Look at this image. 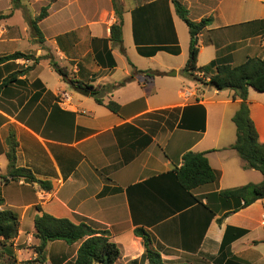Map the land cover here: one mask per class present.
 I'll return each instance as SVG.
<instances>
[{
  "label": "crops",
  "instance_id": "1",
  "mask_svg": "<svg viewBox=\"0 0 264 264\" xmlns=\"http://www.w3.org/2000/svg\"><path fill=\"white\" fill-rule=\"evenodd\" d=\"M12 1L14 9L21 8L20 0L19 5ZM177 1L191 20L213 19L199 35V67L218 56L233 65L264 58V0ZM121 4L123 46L111 41V26L117 20L112 0H63L62 10L54 11L65 10L63 30L55 33L45 26L53 15L51 2L44 6L47 17L38 22L43 43L48 40L45 29L56 35L54 53L62 55V67L84 88L118 85L136 72L130 82L103 96L105 103L119 104V113L98 104L91 90L87 96L68 82L55 84L42 78L44 61L54 69L47 59L36 63L48 55H42L34 42L39 36L30 25L41 12L29 20L24 32L0 34L8 39L5 44L18 48L9 54L32 49L33 55L31 60L0 63V210L21 216L11 264L37 257L34 220L44 213L110 232L122 252L117 264H149L136 229L150 234L164 264H264V199L218 222L224 213L217 198L221 191L264 179L231 148L237 139L233 117L240 100L231 90L203 85L184 73L191 37L174 0H121ZM31 34L29 47L23 37ZM164 46L170 50H157ZM162 54L166 65L155 63ZM149 70L160 75L138 73ZM173 71L176 76H171ZM12 76L15 81L3 85ZM64 92L70 95L68 101L62 100ZM249 102L259 141L264 143V93L250 88ZM200 105L206 111L205 124L198 117ZM11 130L19 143L17 165L49 182L51 191L25 179H11L7 158ZM188 151L208 152L218 175L215 183L191 192L181 188L174 170ZM229 227L247 234L224 249ZM79 247L80 243H48L46 264H74ZM6 252L0 244V264H8Z\"/></svg>",
  "mask_w": 264,
  "mask_h": 264
},
{
  "label": "trees",
  "instance_id": "2",
  "mask_svg": "<svg viewBox=\"0 0 264 264\" xmlns=\"http://www.w3.org/2000/svg\"><path fill=\"white\" fill-rule=\"evenodd\" d=\"M116 11V22L111 26V41L115 45L123 46V12L117 2L112 0ZM19 0L15 4L19 5ZM177 15L183 20L190 33L189 59L184 68V73L191 79L203 82L206 85L218 90H231L234 92V99L240 100V107L233 117V122L237 128V139L231 146L232 149L247 162V168L256 169L264 177V143L259 141V134L254 121L251 118L249 90L253 88L264 93V58L251 57L240 65H233L231 61L222 60L219 56L209 64L199 67V35L212 24V18H205L199 22L190 19L189 11L179 1L174 0ZM48 15V7H43L41 14L30 21L32 30L39 36L40 43L44 42L43 34L39 28L38 22L45 19ZM159 49L170 50L167 47ZM178 52L177 47L172 49ZM112 62L111 51L109 53ZM33 55L17 51L13 54L0 57V63H7L18 59L31 60ZM42 59L50 62L54 71L63 79V81L72 84L75 87H83V84L75 78H70V72L66 67H62L55 61L53 56H44L36 59L38 63ZM114 63V62H113ZM112 63V65H113ZM134 67V65H133ZM135 68V67H134ZM204 73L210 77L208 82L197 76V73ZM138 73L147 74L151 78L159 76L157 71H138ZM136 72L118 85H104L99 88L85 86L92 91V96L100 105H105L110 111L119 113L120 106L114 101L105 103L103 96L105 93L112 92L119 86L125 85L134 79ZM16 76L6 78V82H14ZM203 124L206 120L205 108L198 106ZM10 177L18 181L25 179L29 183H38L39 187L46 191L52 190V185L47 181H39L30 169L19 167L17 165V150L19 143L15 131L11 130L7 139ZM208 152L188 151L184 154L182 165L174 170V176L181 188L187 192L206 185L215 183L218 175L211 167L207 158ZM224 213L218 220L222 224L224 219L232 213L238 212L255 202L264 199V179L260 184L249 183L244 186L221 191L217 195ZM196 202L200 200L195 198ZM38 209H41L38 207ZM35 238L38 244L34 246L37 257L28 261L31 264H46V247L48 243L54 241H64L69 245L80 243L74 264H117L122 257L120 246L111 238L108 231L94 228L86 222L74 223L67 218H57L47 213L36 216L34 220ZM21 227V216L14 210H0V244L7 250L6 254L10 259H15L13 241L18 237ZM135 234L141 237L145 247V259L149 264H164L161 255L152 247L150 234L144 229H136ZM247 234L246 230L229 227L226 232L223 248L227 249L232 241ZM232 236V238H231ZM231 238V240H230ZM1 258V257H0ZM14 262V261H13ZM12 262V263H13Z\"/></svg>",
  "mask_w": 264,
  "mask_h": 264
},
{
  "label": "rangeland",
  "instance_id": "3",
  "mask_svg": "<svg viewBox=\"0 0 264 264\" xmlns=\"http://www.w3.org/2000/svg\"><path fill=\"white\" fill-rule=\"evenodd\" d=\"M62 1L63 0H20L21 2V8L19 9H14V7H12L13 1L12 0H0V9H2L0 11V34H5L10 31L15 32L16 30H20L22 32L25 31V29L28 27L29 24V20L31 18H33V16H38L42 10V7L48 5L49 3L52 2V4L54 3V10L52 9L50 11V15L53 14L51 17H49L48 20H46L45 22V26L49 27L50 31L52 33H55L57 31H61L63 30V18L65 16V10H63V12L60 11H55V9L57 10H62L63 5H62ZM119 1V5L121 6V8L123 9V5L121 4V0ZM7 2V3H6ZM56 2V3H55ZM56 4V5H55ZM6 6V7H5ZM5 7V8H4ZM75 8V6L73 7V9ZM55 13V14H54ZM12 14V15H11ZM7 15H11L9 17L10 20H7L5 16ZM28 23V24H27ZM184 24V23H183ZM43 26V24H41ZM45 37H48V40L46 39L45 43H40L39 39H37V42L39 43V49L42 50V55L44 54H48L50 56H53L55 61L58 62V64L60 66H63L61 64L62 59L59 55L58 57L56 56V53H54L53 48V41L54 38L56 37V35H50L47 31V29H45ZM34 34H31V36L24 35V43L27 44L30 47V43H31V37ZM34 38V36H33ZM7 38L2 36V38L0 37V56H4L7 55L13 51H15L16 49H18L14 44H5L7 42ZM29 42V44H28ZM34 46L36 44H33ZM35 48H37L35 46ZM34 48V49H35ZM126 48L129 49V44L127 41L126 44ZM31 50H25L24 52L27 54H31ZM203 54H206V51L203 52ZM166 54H162L160 57H158V59L155 61V63H159L161 65H166L168 64V61L166 59ZM180 58V59H178ZM176 62H180L181 58L183 60L184 57H178ZM61 59V60H60ZM120 59V58H119ZM119 61H121V66H123L124 61L122 62V60L120 59ZM40 73L42 75V78L44 80H46L47 82H55V84H59V82H64L63 80H61L60 76L54 72L50 67H49V63L47 61H44L41 64V69H40ZM70 78L73 79V77L70 75ZM206 85V84H203ZM69 91L74 92V89L72 88V86L68 87ZM60 100V99H59ZM6 262H8V264H11L13 262V259H10L9 257H5ZM25 264H31V263H25Z\"/></svg>",
  "mask_w": 264,
  "mask_h": 264
},
{
  "label": "built area",
  "instance_id": "4",
  "mask_svg": "<svg viewBox=\"0 0 264 264\" xmlns=\"http://www.w3.org/2000/svg\"><path fill=\"white\" fill-rule=\"evenodd\" d=\"M197 76L207 82L210 80V77L205 76L204 73H201V72H198ZM61 97L63 101H68L70 98V95L67 92H64L63 94H61Z\"/></svg>",
  "mask_w": 264,
  "mask_h": 264
},
{
  "label": "water",
  "instance_id": "5",
  "mask_svg": "<svg viewBox=\"0 0 264 264\" xmlns=\"http://www.w3.org/2000/svg\"><path fill=\"white\" fill-rule=\"evenodd\" d=\"M171 76H176V72L173 71V72L171 73ZM79 91H80L82 94H85V95H87V96L90 95V90H88V89H86V88H84V87L79 88Z\"/></svg>",
  "mask_w": 264,
  "mask_h": 264
}]
</instances>
